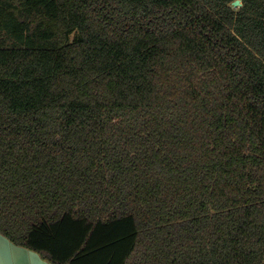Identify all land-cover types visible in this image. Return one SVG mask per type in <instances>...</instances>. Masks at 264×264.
Segmentation results:
<instances>
[{"label": "trees", "instance_id": "1", "mask_svg": "<svg viewBox=\"0 0 264 264\" xmlns=\"http://www.w3.org/2000/svg\"><path fill=\"white\" fill-rule=\"evenodd\" d=\"M0 0V233L52 264H264V0Z\"/></svg>", "mask_w": 264, "mask_h": 264}, {"label": "water", "instance_id": "2", "mask_svg": "<svg viewBox=\"0 0 264 264\" xmlns=\"http://www.w3.org/2000/svg\"><path fill=\"white\" fill-rule=\"evenodd\" d=\"M241 0H235L234 6L241 5ZM0 264H52L40 253L25 246L14 243L0 233Z\"/></svg>", "mask_w": 264, "mask_h": 264}]
</instances>
